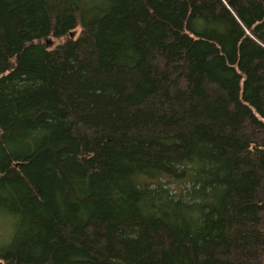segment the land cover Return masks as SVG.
<instances>
[{
  "label": "trees",
  "instance_id": "obj_1",
  "mask_svg": "<svg viewBox=\"0 0 264 264\" xmlns=\"http://www.w3.org/2000/svg\"><path fill=\"white\" fill-rule=\"evenodd\" d=\"M114 1L111 11L100 12L92 0H0V209L20 221L0 249V264L160 259L171 238L182 236L181 230L188 234L180 211L169 209L156 229L158 257L120 259L106 254V233L81 186L128 173L126 147L160 144L171 133L185 142L195 139L194 155L203 164L237 161L235 177L255 184L251 199L264 197V131L250 118L264 120V0H177L163 14L150 0ZM142 3L148 8L128 28L120 26L123 15ZM247 3L252 7L246 13L259 17L232 42L235 59L222 45L216 48V35L190 29L201 16L231 28L230 13L239 15ZM59 38L65 41L51 48V39ZM122 41L125 46L109 48ZM143 68L142 86L156 87L140 97L142 89L131 80ZM157 157L156 150L140 159ZM65 192L90 213L77 230L54 204L55 195ZM112 207L117 225L129 226V211L118 202ZM238 214L234 208L223 220L238 228ZM257 215L261 243L252 255L237 248L221 253L223 237L210 236L204 249L217 251L218 264H264V209Z\"/></svg>",
  "mask_w": 264,
  "mask_h": 264
},
{
  "label": "rangeland",
  "instance_id": "obj_2",
  "mask_svg": "<svg viewBox=\"0 0 264 264\" xmlns=\"http://www.w3.org/2000/svg\"><path fill=\"white\" fill-rule=\"evenodd\" d=\"M150 1L152 8L162 14L178 5L177 0ZM114 3V0H92V4L100 12L111 11ZM251 7L252 3H247L239 7V15L230 13L234 19L231 28L224 29L222 19L210 20L204 16L193 19L189 26L197 35H216L219 41H213L216 48L221 50L223 47V50L235 59L232 42L243 32L246 34L247 26L259 17L257 14L246 13ZM147 8L146 3L138 4L127 15H123L120 26L128 28L136 16ZM131 15H134L132 20L127 22ZM123 31L125 33V30ZM79 32L80 28L72 35L76 36ZM64 41L65 38L51 39V48ZM123 46V41L115 46L109 44L110 49ZM209 52L213 53L211 49ZM134 75L136 77L131 82L142 89L139 90L140 97L147 96L156 87L152 84L142 86L147 76L146 69H140ZM250 118L264 131V120L252 115ZM169 125L171 131L176 130L175 124ZM172 134L168 137L170 140L160 144L126 147L124 161L128 173L114 174L108 181L94 177L82 184L83 194L90 198V212L96 215L106 233V254L118 253L120 259L137 258L149 253L158 257V237L155 232L163 223L169 209L178 210L185 216L189 231L185 234L181 230L179 233H182V236L171 238L160 259H156L153 264H191L190 259L193 258L205 259L204 264H218L220 255L217 251L211 253L204 249L206 239L210 236H213L214 240L218 237L226 239L219 250L221 253H227L230 248H237L245 252L244 254L253 250V247L261 243L255 227L259 222L258 211L264 209V197L260 202L251 199L255 191L252 179L235 177L237 161L201 163L194 155L199 147L198 142L195 139L185 142L178 135ZM156 150L157 158L150 161L140 159L143 152L151 153ZM42 173L39 172L41 176ZM246 176L247 174L244 175ZM238 196L241 197L240 200L237 199ZM114 202L122 204L132 216L133 221L124 229H121L115 220L112 207ZM54 204L68 213L76 230L90 214L73 203L66 192L63 195H55ZM234 208L239 210L237 219L241 224L238 228L223 220V216ZM19 224L18 217L0 209V249L11 242ZM252 254L251 251L248 255Z\"/></svg>",
  "mask_w": 264,
  "mask_h": 264
}]
</instances>
